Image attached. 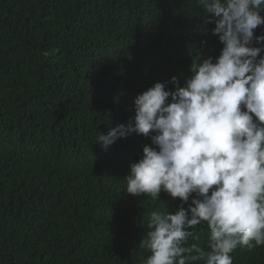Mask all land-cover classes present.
I'll use <instances>...</instances> for the list:
<instances>
[{"label": "trees", "instance_id": "1", "mask_svg": "<svg viewBox=\"0 0 264 264\" xmlns=\"http://www.w3.org/2000/svg\"><path fill=\"white\" fill-rule=\"evenodd\" d=\"M214 27L197 0H0V264H144L150 213L181 200L125 189L150 137L96 140L156 82L183 86ZM190 231L208 251L206 223ZM236 248L264 264V245Z\"/></svg>", "mask_w": 264, "mask_h": 264}, {"label": "clouds", "instance_id": "2", "mask_svg": "<svg viewBox=\"0 0 264 264\" xmlns=\"http://www.w3.org/2000/svg\"><path fill=\"white\" fill-rule=\"evenodd\" d=\"M197 3L215 24L211 55L194 58L183 86L173 76L174 90L156 82L139 94L134 117L96 140L107 149L132 133L150 137L125 189L181 200L175 212L150 213L144 264H232L238 245H264V35L254 32L264 25V0ZM205 223L209 250L184 246Z\"/></svg>", "mask_w": 264, "mask_h": 264}]
</instances>
